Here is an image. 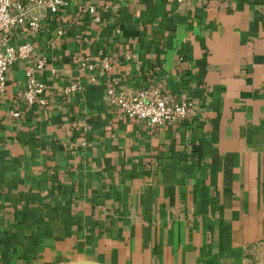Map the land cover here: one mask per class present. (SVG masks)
Masks as SVG:
<instances>
[{"label":"crops","instance_id":"0c3cea01","mask_svg":"<svg viewBox=\"0 0 264 264\" xmlns=\"http://www.w3.org/2000/svg\"><path fill=\"white\" fill-rule=\"evenodd\" d=\"M67 1L13 39L48 103L26 105L13 64L0 264H264V0ZM149 86L191 114L152 129L105 97Z\"/></svg>","mask_w":264,"mask_h":264},{"label":"built area","instance_id":"2783aa9c","mask_svg":"<svg viewBox=\"0 0 264 264\" xmlns=\"http://www.w3.org/2000/svg\"><path fill=\"white\" fill-rule=\"evenodd\" d=\"M66 6L67 0H27L23 4L12 0H0V102L6 90L10 68L18 61H26L27 82L21 98L28 107L47 105L46 86L36 76L43 68L44 61L40 59L31 65L33 45L29 42L16 45L13 39L18 31L27 34L40 29L37 13L40 8L57 14ZM89 11L93 13L92 9ZM93 21L98 22V17H93ZM81 90L80 83L74 81L63 88V93L67 95ZM105 97L110 106L120 109L127 118L142 121L152 129L165 124L184 122L192 112L190 102L177 99L157 86L141 88L130 97L113 87H107ZM13 116L18 114L14 113Z\"/></svg>","mask_w":264,"mask_h":264},{"label":"water","instance_id":"95a60500","mask_svg":"<svg viewBox=\"0 0 264 264\" xmlns=\"http://www.w3.org/2000/svg\"><path fill=\"white\" fill-rule=\"evenodd\" d=\"M68 264H97V263H93V262H86V261H78V262H71Z\"/></svg>","mask_w":264,"mask_h":264}]
</instances>
